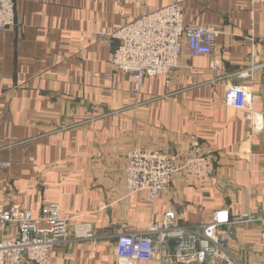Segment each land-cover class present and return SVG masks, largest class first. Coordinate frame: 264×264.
<instances>
[{
    "label": "crops",
    "instance_id": "obj_1",
    "mask_svg": "<svg viewBox=\"0 0 264 264\" xmlns=\"http://www.w3.org/2000/svg\"><path fill=\"white\" fill-rule=\"evenodd\" d=\"M171 2L185 23L217 33L213 55L184 53L168 82L149 77L135 93L129 75L111 65L114 44L99 34ZM15 12L16 25L0 32V192L34 215L55 204L95 234L58 243L51 264H117L121 224L143 232L167 210L181 228L219 209L232 218L264 212V0H15ZM246 67L248 79L232 77ZM227 84L246 86L251 107L227 106ZM132 149L179 160L209 155L214 182L179 174L154 200L127 195ZM231 238L235 264H264L255 225L232 227Z\"/></svg>",
    "mask_w": 264,
    "mask_h": 264
},
{
    "label": "built area",
    "instance_id": "obj_2",
    "mask_svg": "<svg viewBox=\"0 0 264 264\" xmlns=\"http://www.w3.org/2000/svg\"><path fill=\"white\" fill-rule=\"evenodd\" d=\"M15 25V0H0V32ZM216 34L208 26L185 23L182 7L171 2L143 12L114 32H101L99 38L107 44L118 43L111 65L118 73L129 75L138 93L149 77H163L168 82L182 54L212 56ZM212 67L216 68L217 62H212ZM248 67L232 77L237 81L248 79ZM223 101L231 108L247 109L252 105V95L244 85L227 84ZM214 172V159L209 155L195 154L179 160L159 150L132 149L127 153L124 185L127 195L147 192L154 200L179 174L213 183ZM242 224L257 227L258 241L264 247V212L232 218L227 209H219L208 222L195 228L178 227L173 210L164 212L159 221L151 220L143 232H129L122 223L116 242L117 264H136L142 259H165L170 264H235L228 251L231 228ZM70 237L94 241L93 225L69 222L61 217L59 207L50 203L43 204L34 215L16 200L5 203L0 192V264H51L53 248ZM172 241L176 244L168 253Z\"/></svg>",
    "mask_w": 264,
    "mask_h": 264
},
{
    "label": "water",
    "instance_id": "obj_3",
    "mask_svg": "<svg viewBox=\"0 0 264 264\" xmlns=\"http://www.w3.org/2000/svg\"><path fill=\"white\" fill-rule=\"evenodd\" d=\"M117 46H118V43L115 42V43H114V48H113V49L115 50V49L117 48ZM114 50H113V51H114ZM175 244H176V242H174V241L170 242L169 245H170L171 249H173V247L175 246Z\"/></svg>",
    "mask_w": 264,
    "mask_h": 264
}]
</instances>
